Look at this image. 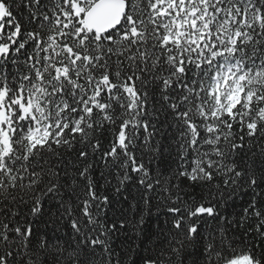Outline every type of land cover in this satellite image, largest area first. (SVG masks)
<instances>
[{
	"label": "snow or ice",
	"instance_id": "obj_1",
	"mask_svg": "<svg viewBox=\"0 0 264 264\" xmlns=\"http://www.w3.org/2000/svg\"><path fill=\"white\" fill-rule=\"evenodd\" d=\"M0 264H264V0H0Z\"/></svg>",
	"mask_w": 264,
	"mask_h": 264
}]
</instances>
